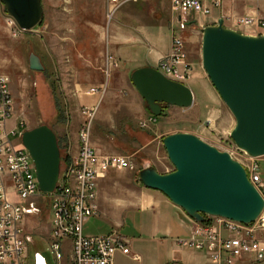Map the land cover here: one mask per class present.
Returning <instances> with one entry per match:
<instances>
[{
	"label": "rangeland",
	"instance_id": "obj_1",
	"mask_svg": "<svg viewBox=\"0 0 264 264\" xmlns=\"http://www.w3.org/2000/svg\"><path fill=\"white\" fill-rule=\"evenodd\" d=\"M190 14L197 21L202 18L201 14L193 12ZM7 16L5 6L0 3V74L9 77V88L13 98V114L8 123L17 122L15 132H21L40 124L48 125L54 131L59 150L62 152V145L67 141L68 133H72L75 128L74 124L79 121L78 115L83 117L82 107L76 106L71 87L59 86L64 79L61 78L60 66L53 63L46 52L47 34L41 28L42 21L29 31L20 30L19 34L13 35L6 24ZM185 29L181 36L185 40L187 60L192 65V73L194 70L200 72L196 74L195 71L194 77L191 76L183 83L193 91V104L190 107L161 104L162 112L158 116H153L149 110H146V113L152 115L155 120L150 121V129L147 126L135 125L139 130L148 132V139L138 140L135 148H139V151L136 154L131 157L125 155L129 158L133 169L110 171L99 181V215L87 218L84 222V232L91 235L106 233L115 228L113 226L120 225L117 230L129 239V253L126 255L116 253L113 264H178L176 263L178 260L185 264H208L197 250L175 245L174 239L177 236L183 237L188 234V229L182 225L177 215L166 212L163 206L158 208V213L156 208H153V211L139 210L131 203L134 199L128 189H135L141 185L138 180L140 169L153 166L159 173L173 170V165L167 158L162 145V138L168 134L177 132L193 134L218 150L228 152L244 168L255 163L261 178L258 190L264 198V155L251 157L237 148L230 138L235 119L201 66L202 33L198 31L193 34L188 28ZM153 31L159 32V37L165 40L168 37L166 26ZM156 40L149 41V47L143 45L142 48L136 49V62L128 63V66L136 67L138 62H142L148 54L152 53L149 51L151 47L157 49L158 45H154ZM30 53L40 54L43 60V63L40 60L43 70L36 71L28 67ZM126 82L130 83L128 76ZM120 94L124 98L127 96L122 92ZM145 106L146 103L143 101L144 110ZM97 127L104 129L108 140L112 141L111 137H116L113 143L120 148L119 150L125 148L130 152L126 144L125 124L104 122ZM35 198L41 208L40 212L27 217L23 227L30 237V249L43 253L45 244L49 240V202H46L45 197L40 195ZM116 218L119 223H116ZM166 227H171L172 232L167 233ZM254 264H264V262Z\"/></svg>",
	"mask_w": 264,
	"mask_h": 264
},
{
	"label": "built area",
	"instance_id": "obj_2",
	"mask_svg": "<svg viewBox=\"0 0 264 264\" xmlns=\"http://www.w3.org/2000/svg\"><path fill=\"white\" fill-rule=\"evenodd\" d=\"M128 1L136 0H106L107 21ZM165 1L180 16L190 12L202 15L210 12L204 0ZM222 1L211 0V5L218 6ZM237 23L250 25L254 19L243 16ZM257 23L264 27V19ZM6 24L13 35L19 34L21 29L11 17L7 16ZM178 24L169 52L157 69L169 79L185 83L193 68L187 60L180 33L185 22L180 19ZM107 60L115 65L111 56ZM88 93L102 96L104 88L92 87ZM96 108L82 106L83 121L77 134V147L73 149L69 141L63 143L56 186L51 193H42L32 158L21 142L22 132H15L16 121L8 123L13 114V98L9 77L0 74V264H113L117 252L129 253L128 239L115 230L92 235L84 232L85 220L98 215V180L111 169H133L127 156L102 155L93 148L91 127ZM154 120L150 117L148 121ZM245 170L249 181L259 189L258 166L252 163ZM39 195L49 202V240L43 253L30 249V237L23 227L27 217L40 212L35 198ZM205 217L203 222L189 217L190 232L187 236L177 237V245L205 253L213 264L264 262V208L251 223L221 216Z\"/></svg>",
	"mask_w": 264,
	"mask_h": 264
},
{
	"label": "water",
	"instance_id": "obj_3",
	"mask_svg": "<svg viewBox=\"0 0 264 264\" xmlns=\"http://www.w3.org/2000/svg\"><path fill=\"white\" fill-rule=\"evenodd\" d=\"M21 30L29 31L43 18L41 0H0ZM201 66L235 119L230 138L251 157L264 155V34L250 35L227 28L219 18L201 29ZM28 67L41 71L35 53ZM131 82L153 116L161 104L190 107L194 96L185 84L169 79L156 67L136 68ZM22 145L35 167L39 191L51 193L60 171V150L54 131L46 124L25 129ZM173 170L159 173L153 166L138 172L146 188L163 193L195 221L205 215L243 223L253 222L264 208V198L249 181L245 168L228 152L220 151L197 136L177 132L162 138Z\"/></svg>",
	"mask_w": 264,
	"mask_h": 264
},
{
	"label": "crops",
	"instance_id": "obj_4",
	"mask_svg": "<svg viewBox=\"0 0 264 264\" xmlns=\"http://www.w3.org/2000/svg\"><path fill=\"white\" fill-rule=\"evenodd\" d=\"M43 1L41 0L43 6L41 28L47 34L46 52L53 63L55 62L61 68V78L64 80L59 86L71 87L76 106H99L95 121L92 122L91 143L96 152L102 155L121 154L131 157L139 151V148H135L138 145V140L148 139V132L139 130L135 125L139 124L141 127L145 123L144 126L150 129L151 125L148 120L152 115L146 113L147 106H145V110L142 107L144 100L133 86L130 75L133 70L139 67H158L161 59L169 52L173 31L178 30L180 19L185 22L184 28L180 31L181 35L184 34L185 28L194 34L205 26L215 24L219 18L223 19L225 27L238 32L250 35L264 34V27L257 23L259 19H264V0H223L218 6H212L211 0H204V3L210 7V12L207 15L201 14L202 18L198 21L190 13L180 16L165 0L128 1L114 13L109 22L106 19V0ZM77 10L81 12H77ZM243 16L253 18L254 23L239 25L237 19ZM165 26L168 28L166 40L159 37V32L153 31L165 28ZM152 40H156L154 45H158V48L151 47L149 51L152 53L148 54L142 62H138L136 67L130 68L128 63L136 62V49L142 48L143 45L149 47V41ZM37 56L43 63L40 54L37 53ZM108 56L112 57L115 65L109 63ZM195 71L196 74H200L198 70H194L192 78ZM127 76L130 80L129 84L126 82ZM92 87H103V95L88 93ZM120 92L127 96L124 98ZM78 118L79 121L77 120L78 122L74 124V130L66 137L73 149L77 147V134L83 121V117L78 115ZM104 122L125 124L126 144L129 146L130 152L125 148L119 150L120 148L115 146L113 140L116 137L112 136V141L107 139L104 129L97 127ZM110 171L116 170L111 169L108 172ZM102 178L97 183V204L98 184ZM128 190L133 195L134 200L131 203L135 208L152 211L153 208H156L159 213L158 208L163 206L166 212H172L180 218L189 234L191 226L189 217L163 193L146 188L142 184L135 189ZM115 221L119 223L117 218ZM113 227L115 228L110 231L115 230L119 233L117 229L120 225ZM165 231L171 233L172 229L166 227ZM175 239L174 243L177 245ZM198 252L201 253L206 263L213 264L205 253ZM176 263L185 264L181 260ZM238 264L247 263L239 262Z\"/></svg>",
	"mask_w": 264,
	"mask_h": 264
},
{
	"label": "bare ground",
	"instance_id": "obj_5",
	"mask_svg": "<svg viewBox=\"0 0 264 264\" xmlns=\"http://www.w3.org/2000/svg\"><path fill=\"white\" fill-rule=\"evenodd\" d=\"M22 132V131H21Z\"/></svg>",
	"mask_w": 264,
	"mask_h": 264
},
{
	"label": "trees",
	"instance_id": "obj_6",
	"mask_svg": "<svg viewBox=\"0 0 264 264\" xmlns=\"http://www.w3.org/2000/svg\"><path fill=\"white\" fill-rule=\"evenodd\" d=\"M151 114V113H150Z\"/></svg>",
	"mask_w": 264,
	"mask_h": 264
}]
</instances>
